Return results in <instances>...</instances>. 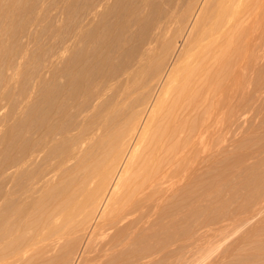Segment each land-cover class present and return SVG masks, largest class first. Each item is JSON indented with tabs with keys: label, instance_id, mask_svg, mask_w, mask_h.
<instances>
[{
	"label": "bare ground",
	"instance_id": "6f19581e",
	"mask_svg": "<svg viewBox=\"0 0 264 264\" xmlns=\"http://www.w3.org/2000/svg\"><path fill=\"white\" fill-rule=\"evenodd\" d=\"M58 2L33 0L3 53L9 89L46 23L1 93L0 264H175L248 213L260 251L264 176L236 206L222 185L226 132L264 102V0Z\"/></svg>",
	"mask_w": 264,
	"mask_h": 264
},
{
	"label": "rangeland",
	"instance_id": "374dc122",
	"mask_svg": "<svg viewBox=\"0 0 264 264\" xmlns=\"http://www.w3.org/2000/svg\"><path fill=\"white\" fill-rule=\"evenodd\" d=\"M1 1H0L1 2L0 9L2 8L3 11L0 10L1 11L0 12V21H1L0 22V32H1L0 33V45H1L0 47L1 49L0 69L4 62L3 53L8 46L12 45V42L14 39L12 38L14 36V34L12 35V33L14 31H17L18 28H20L23 25L24 23L23 14L26 13L27 8L29 7L30 3H32L33 0H29L30 2H28V0H24V1L20 0L21 3L19 2V0H1ZM55 1H56V5L59 6L60 3L58 2V0H54V4H55ZM4 7L6 8L4 9ZM22 7H24L25 10ZM54 13H55L54 9L52 11H49L48 13L49 17H50V14L51 16H53ZM12 19L14 20L12 21ZM44 24L46 23L42 22L41 24H37L35 28L34 26H32V30L34 32H33V38L31 39V43L29 44L30 50L28 49L29 53L27 50V54L23 57V60H21V62L23 63V67H20L19 70L16 71L17 76H15V82L13 83V85H11L9 89H6L4 86L0 84V106L2 107V110L0 111V118L1 116L4 115L3 117L4 119L2 118L0 120L1 121L0 122V137L4 136L3 139L0 138L1 142L6 141L10 134L9 130H11L10 129L11 128L10 119H11V112H12L11 97L3 99L1 93L9 92L10 95L11 94L16 95L17 91L20 88H24L23 87L25 86L24 81L26 80L25 76H29V73H30L29 72L30 65L28 61V59L30 58L28 57V54H30L34 50L35 47L40 48L41 46H43L46 40V34L44 33V29L46 25ZM5 33L6 35H4ZM32 44H34L35 46ZM257 73L258 71L256 70L254 78H256L255 86L256 85L257 86L256 87L254 86V90L257 91V93H260L264 96V88L262 87V84H261V81H262L261 76L258 75ZM6 117L8 118L6 119ZM243 119H242L243 122L240 123L239 127H236V128L232 127L233 131L230 132L231 130H228L225 134V145L227 143L229 144L226 145V151H225V161H224L225 177H224L223 183L226 185V187L222 185L225 190L223 199L224 200L226 199L227 201L226 203L233 205V206H236L239 203H242L243 200H245L247 197V193H246L247 189L249 187H256V184L259 181L260 177L264 176V166H263L264 165V102H258L256 103V106L247 109ZM234 132H235V135H234ZM1 142H0V146H2L3 144ZM248 173L249 175H246ZM228 179L231 181H229ZM249 181L251 182L249 183ZM239 187L241 188L243 187V188L240 190ZM241 193H243V195ZM235 197H237L239 200H237V198ZM248 215H249L248 218H244L243 220H240L238 222L237 221L231 222L225 226L222 225L220 227H217L216 229L210 231L208 236H204L202 239H200V241L198 240L197 242L196 241L193 242L192 244L187 246L186 249L185 248L182 249L180 253H178L179 251L176 252V254L174 253V258H179L180 255H181L180 257H183L184 255V258L179 259L180 261L179 260L175 261L174 259V263L175 264L176 263H179V264L180 263L181 264H191V263L192 264H264V249H262L264 248L263 246L264 245V230L261 231V235H260L262 236V238L261 237L260 238H261V241L263 242V243L261 242L262 244L261 250L257 251L256 249V245H257L256 239L257 238L255 234V229H256V225L258 224V218L254 217V215H252L251 213H248ZM262 215L263 217L261 220L264 221V212ZM250 217L253 219H251ZM182 252H185V253H182ZM259 254L261 256V260L257 261Z\"/></svg>",
	"mask_w": 264,
	"mask_h": 264
}]
</instances>
